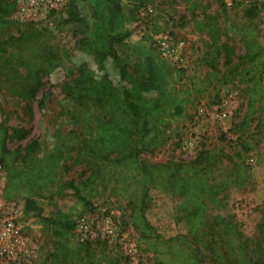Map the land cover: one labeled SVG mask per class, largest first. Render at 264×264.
Here are the masks:
<instances>
[{
    "label": "trees",
    "instance_id": "16d2710c",
    "mask_svg": "<svg viewBox=\"0 0 264 264\" xmlns=\"http://www.w3.org/2000/svg\"><path fill=\"white\" fill-rule=\"evenodd\" d=\"M183 1L193 4L192 0ZM15 2L0 0V91L3 89L10 95L28 100L41 87L43 75L60 76L63 97L72 105L92 107L95 111L74 119L82 124L76 152L94 167L82 181L65 185L60 175L67 154L37 151L36 140L27 142L22 154L17 147L7 149L6 141L22 139L26 131L11 127L6 132L4 122L7 117L2 116L0 109V127L3 128L0 164L5 172L4 198L20 197L25 213L33 212L44 224L49 223L57 239L66 238L76 217L61 210L55 217L42 216L34 196L55 183L58 184L57 199L64 195L62 188L65 187L74 190L82 208H87L96 192L93 183L103 180V163H112L119 172L110 191L114 194L120 191L123 196H128L126 187L133 186L132 192L137 195L131 199L138 205V215L133 224L144 236L153 228L144 214L148 209L145 199L150 189L157 188L177 199L171 212L173 224H184L186 235L205 236L214 250L219 244L224 246L223 264H264V240L260 246L248 250L243 242L237 241L239 231L232 221L218 215L213 216L208 224L203 219L206 200L214 202L217 193L224 192L231 185L239 188L249 177V166L244 160L254 143L252 135L245 131L255 97L261 102L264 100V90L257 76L249 78L252 83L248 89L242 130L234 150L230 154H220L227 162L217 179L209 175L220 155L204 150L199 151L189 164H145L140 160L141 153L152 152L165 142L166 130L192 101L188 88H177L175 85L183 68L172 66L147 46L151 35L137 37L127 27L135 14L153 0H65L63 10H52L41 20L26 22L11 18ZM62 32L74 38L72 48L59 44L57 36ZM153 32L158 31L154 29ZM251 41L247 54L250 61L256 62L260 55L264 56V50L260 52L257 42L254 39ZM117 45L129 48L127 51L133 57L129 58L122 51L116 54ZM83 55L91 57L100 71L98 74L84 62L72 64L74 58ZM110 57L117 65L114 74L104 70V61ZM43 100L44 96L38 100L40 108ZM259 233L264 237L262 224ZM180 237L176 234L164 242L169 244ZM76 244L86 249L105 246L99 242ZM178 251L183 255H175L171 264H187V261L192 264L186 250ZM75 252L72 249L70 254Z\"/></svg>",
    "mask_w": 264,
    "mask_h": 264
},
{
    "label": "rangeland",
    "instance_id": "374dc122",
    "mask_svg": "<svg viewBox=\"0 0 264 264\" xmlns=\"http://www.w3.org/2000/svg\"><path fill=\"white\" fill-rule=\"evenodd\" d=\"M228 1H230L228 3ZM193 4L183 0H153L148 5L150 12H138L134 20L127 25L139 37L141 35L169 36L184 41L188 50V65L183 68L181 78L176 81L177 88H188L191 104L184 113L175 119L165 132V142L152 152H143L140 160L145 164L158 162L191 163L199 151L212 154H230L241 133V122L247 112V95L251 86L250 76H255L264 90V56L260 55L256 64L250 61L247 52L251 39L257 42L259 51L264 50V0H192ZM42 17L41 19H43ZM39 19V20H41ZM157 30L154 33L153 30ZM59 44L72 48L74 38L67 33L57 36ZM131 42L134 39L131 38ZM150 38L146 42L149 45ZM129 48L116 46V54L122 51L129 58ZM81 62L98 74L90 56H80L72 60L73 65ZM104 70L108 74L117 71L114 59L104 61ZM62 78L56 74L43 75L42 85L32 99H21L0 91V109L6 132L16 127L26 131L22 139L6 141V148L17 147L23 153V146L30 140L37 141V151L66 153L61 169V182L78 183L94 167L76 152L79 143L81 122L74 121L91 112L92 107L72 105L60 92ZM233 91L232 110L223 126L212 120L207 114L212 111L215 100L224 92ZM44 96L43 106L38 100ZM202 106L205 114L201 118L197 109ZM3 128L0 127V137ZM245 133L252 135L253 149L247 153L245 163L249 166V177L239 188L230 186L224 192L214 196L215 201L206 200L203 219L208 224L213 216L218 215L232 221L238 231L237 241L245 244L248 250L260 246L264 237L259 233L260 224L264 225V100L255 97L253 110ZM188 135H195L196 146L190 152L182 140ZM19 154V156H20ZM227 160L218 157L210 173V178L217 179L223 173ZM15 166L18 168V163ZM4 172V170H3ZM119 170L112 163H103V180H96L93 187L95 194L90 199V206L82 208L76 192L62 188L63 196L57 199L58 184H49L40 194L34 196L41 208V215L55 217L58 210L73 218L82 212L111 214L123 229L129 243L134 245L138 262L147 264H171L175 255H183L178 249L190 254L192 264H223V248L219 244L214 250L204 236L201 238L185 234L184 224L175 225L171 221L172 208L177 202L173 196L157 188L150 189L145 203L148 209L144 214L152 229L141 234L133 224L137 217V202L133 186L126 187L128 196L120 191H110ZM100 178V179H101ZM4 183L0 188V209L14 204L19 208L18 222L29 245V256L25 261H10L8 264H127L119 246L108 245L86 249L76 244L71 235L57 239L51 225L44 224L33 212H24L23 199L14 197L5 199ZM180 237L166 243L170 236ZM185 234V235H182ZM99 242L96 240L91 243ZM78 243V242H77ZM75 254H70L71 250ZM231 259V258H230ZM264 260V258H263ZM0 264L4 261L0 259ZM188 264V261H187Z\"/></svg>",
    "mask_w": 264,
    "mask_h": 264
},
{
    "label": "built area",
    "instance_id": "2783aa9c",
    "mask_svg": "<svg viewBox=\"0 0 264 264\" xmlns=\"http://www.w3.org/2000/svg\"><path fill=\"white\" fill-rule=\"evenodd\" d=\"M230 1H228L229 3ZM65 0H16L11 18L20 22L37 21L49 11L63 10ZM151 11L150 6H145L141 12ZM150 47L160 57L177 68L188 65V50L184 41L169 36H152ZM233 91L224 92L216 101L212 111L207 114L212 120L223 126L232 110ZM197 114L203 118L205 109L200 106ZM195 135L183 138L182 143L192 151L196 146ZM4 183V172L0 164V188ZM19 208L14 204L0 209V259L4 264L10 261H25L29 256L27 248L29 242L18 222ZM71 235L78 243H91L96 240L108 245L119 246L127 264H140L136 259L134 245L130 244L120 224L114 220L111 214H95L82 212L77 215L71 228ZM142 264H147L142 262Z\"/></svg>",
    "mask_w": 264,
    "mask_h": 264
}]
</instances>
